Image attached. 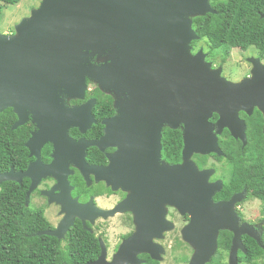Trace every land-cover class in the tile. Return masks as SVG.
Masks as SVG:
<instances>
[{
  "label": "water",
  "instance_id": "obj_1",
  "mask_svg": "<svg viewBox=\"0 0 264 264\" xmlns=\"http://www.w3.org/2000/svg\"><path fill=\"white\" fill-rule=\"evenodd\" d=\"M215 13L211 0H41L37 9L14 26L12 34L0 33V113L12 109L16 114L12 130L30 116L38 131L26 147L37 151L46 142L54 143L57 159L62 161L60 169H66L65 158L73 150L75 166L88 185V174L100 170L103 176L97 180L114 191L121 188L124 176L139 180L140 171L121 167L123 157L139 161L144 143L157 161L163 126L183 127V163L169 167L168 172L186 171L185 186L176 179L175 186L166 187L164 193L160 190L159 198L160 206L167 204L190 218L181 231L182 240L193 249L189 264L211 261L220 231L233 234L228 264H238V252H245L244 234L264 250L262 232L246 224L238 226L235 197L228 202L213 201L222 186L220 181L208 183L213 170H199L192 161L185 166L194 154L223 156L218 136L224 129L243 149L246 126L239 112L250 116L256 108L264 121V63L259 58L247 59L249 77L232 82L222 76V67L213 68L206 61L202 47L192 52V42L199 40L192 20ZM260 18L264 19V13ZM88 81L113 96L116 115L102 122L104 135L99 141L81 140L74 145L68 140V130L77 128L84 134L95 123L91 111L96 100L68 108L64 99L84 101ZM214 114L218 118L212 123ZM124 143L137 144L135 151L126 153ZM91 146L116 149L109 166L93 169L87 165L84 151ZM35 166L21 176H30ZM56 169L55 163L38 173L51 174ZM61 179L64 217L54 231L38 235L62 239L75 219L91 232L87 222L123 212L121 203L105 211L91 200L86 204L71 200L65 191L66 173ZM14 180L20 181L11 170L0 174V185ZM152 250L137 229L120 244L110 262L101 244L97 260L86 264H139L137 255Z\"/></svg>",
  "mask_w": 264,
  "mask_h": 264
},
{
  "label": "flooded vegetation",
  "instance_id": "obj_2",
  "mask_svg": "<svg viewBox=\"0 0 264 264\" xmlns=\"http://www.w3.org/2000/svg\"><path fill=\"white\" fill-rule=\"evenodd\" d=\"M12 33L13 31L9 32L8 34ZM199 48L201 47L195 49L193 53H196ZM204 53L206 52L204 51ZM206 61L212 63L207 59V56ZM260 61L264 63V59L263 61L262 59H260ZM212 67L216 68L217 66L215 67L212 64ZM249 76L250 69L248 70L246 75L237 80L226 79L232 82H238ZM88 83L89 81L87 82L88 88L85 93L84 101H79L78 103L74 102L78 100L67 101V99L65 98L64 100L66 107H78L84 104L89 99H95L91 96V94H89V92H91V89L94 90V86L92 85L93 83ZM105 95H108L112 98V112L111 115L105 117L99 122L101 124L100 135H92L90 137L86 136V132L89 131L92 126L98 124L97 120L93 117V109L95 108L94 106L91 113L92 117L95 120V123L92 124L84 134H81L77 128H70L68 130V140L74 145L81 140L85 142H96L103 137L104 125H102V122L116 115L113 96L109 94ZM11 111L16 117V120L12 123L14 125V123L17 121V116L12 109ZM256 112L259 111L254 108L250 116L254 115ZM238 116L241 120L244 121L243 116L248 115L244 112H239ZM213 117H216V119L212 120ZM212 118L210 119V122L214 123L218 117L214 114ZM24 125H26L30 130L29 137L24 143L26 151L17 152L16 150L11 149V167H9L6 172H3L7 173L11 170L12 176L16 179H19L20 181H11V192L7 193V202L4 199L0 201V240L1 238H4L5 240L3 243L8 244L1 245L0 242V250L11 253V261L16 262L15 264H47L48 245H53L54 242L48 241L46 237L53 236L38 235V233L44 231H54L64 217L60 204L63 200V179H61V176L63 178V174L66 173L67 186L65 187V191L69 192L71 200H77V203L79 204H86L91 200L92 204L97 209L105 211L110 210L121 203L122 208L124 209L123 212L116 214L113 217L107 219L97 217L94 219L93 223H86L87 227L91 231L90 233H93L98 245V255L93 261L97 260V258L101 254V244H103L105 248V260L107 262H110L121 242L130 238L138 229L139 234H142V236L145 238L146 244L154 247V250H152L151 252H142L137 255L139 264H163V260L165 258L171 259L173 263H181L185 261V264L189 263L192 248L188 244L183 245V243L181 242L182 240H170L169 234L174 232L176 228L178 229L177 221L179 219L181 220L182 227H180L179 231H177L179 232L181 237L182 228L190 221V218L187 214L180 215L175 208L167 204L160 206L159 198L160 190L162 189L164 193L166 187L170 185L175 186L176 179L180 180L181 183H184V186L186 183V171H184L182 174L174 172L173 175H170V173L168 172L169 167L178 166L183 163V127L181 125H179L176 129H171L165 125L161 130V139L162 132L166 130L173 132L168 135L170 137H175L177 133L176 131L180 133L182 147L179 151V154L175 155L174 150L163 151L161 144L160 157L157 161H155L154 158H151L149 148L146 147V145L148 144L142 143V154L144 155L140 158L139 161L131 157H123L121 161V167L125 171H127V169L132 172L140 171L139 180H135L133 178L129 180L127 176H124V178L122 179L121 188L116 191L112 190L111 186H107L104 181L97 180L103 176L101 170L88 174V178L90 180L88 185L84 177L81 175L79 169L75 166L73 150L71 153L67 154L65 158L64 162L66 163V169L64 170L60 169L61 166H59V164L61 162L62 165V161H59L57 159L58 154L56 152L54 143L46 142L40 148H38L37 151H31L26 147V143L32 137L33 133L38 131V128L36 124L33 123L30 116L22 126ZM74 130H77L80 135H75ZM226 132H228V130L224 129L218 136V138L224 140L228 139V136L231 137L229 132L228 135L226 134ZM135 145L137 144L124 143V151H126V153L128 151L129 153H132L133 151H135ZM72 149L74 148L72 147ZM115 151L116 149L111 146H105L102 149L91 146L86 148L84 151V161L93 169L105 168L110 165V157H112ZM197 155L198 154H194L189 159H187L185 161V166L188 165V163L190 164L191 161L194 162L197 166ZM204 156H207L205 164L206 166L197 167L199 170H213L208 179V182L214 183L220 181L222 183L220 189L221 191L223 182L229 179V168L225 162L217 161V159L214 158L213 154ZM251 161H253L252 156L244 158V162L247 164ZM55 163L57 165V169L55 170V172L51 174L39 175L38 172L42 171L43 168L49 167L50 165ZM35 164V172L31 171L30 176H21V174L25 173L31 166ZM65 170L67 171L65 172ZM79 178L82 179L83 188L76 186V180ZM171 179L173 184H169ZM1 185L0 193L2 189ZM234 190L236 191H234L228 198L227 193L221 194L220 191L217 192L213 196V201L226 202L233 195H237L239 198L235 202L234 212L238 218V226L240 227L243 224H246L248 226L247 228H255L258 232H262V237L264 238V208L262 206V203L258 200L259 205L257 218L255 215V206L251 201V199H257L251 197L246 188H242V183H235ZM116 216L119 217V226L122 230L116 235V237H114L113 240H111L107 222L108 220ZM6 220L8 221V223H4ZM76 222H80V220L75 219L74 224ZM169 228H171V230H166ZM231 235L233 236L232 233ZM19 236H35L36 238L34 240L19 241L17 240V237ZM243 237L249 238V236L246 234L242 235V238ZM53 238L56 239L58 248L55 249V252H61L63 248V240L65 239V237L62 239H58L56 237ZM187 250L190 251V253L185 254V251ZM59 254L56 258V264H63L62 258H60ZM179 254L180 256H178ZM22 255L25 256L23 257ZM155 258H160L161 260H156Z\"/></svg>",
  "mask_w": 264,
  "mask_h": 264
},
{
  "label": "trees",
  "instance_id": "obj_3",
  "mask_svg": "<svg viewBox=\"0 0 264 264\" xmlns=\"http://www.w3.org/2000/svg\"><path fill=\"white\" fill-rule=\"evenodd\" d=\"M20 0H0V14L3 8L8 5H15ZM211 6L215 14H206L192 20V28L199 37L198 41L192 42L194 49L200 47V42L205 41L207 45V59L212 52L221 46L227 49H240L247 51L252 48L260 59H264V19L260 15L264 13V0H211ZM229 51L226 52V55ZM90 84V82L88 83ZM92 84V83H91ZM94 86L92 97L96 99L93 109V117L98 124L86 132V136H98L101 131L99 123L105 117L111 115L112 98L101 93L97 86ZM78 102L79 101H74ZM246 130L247 145L242 149L241 142L235 141L230 136L228 139H219L218 145L223 152V157L213 154L217 161H223L229 168V179L223 182L221 194L227 193V198L236 190L235 183H242L250 196L259 200L264 208V135L262 133L263 119L259 112L248 117L243 116ZM216 117H213L212 120ZM16 120L11 109L0 113V173L6 172L11 167V149L17 152L26 151L24 143L29 137V128L26 125L11 130L12 123ZM175 137H170L171 131L162 132L163 151L174 150L175 155L179 154L182 147L181 136L176 131ZM75 135H80L74 130ZM96 134V135H95ZM228 135V132H226ZM94 150V149H93ZM253 157V161L245 163L244 158ZM207 156L197 155L196 164L199 167L206 166ZM76 186L83 188L82 179L76 180ZM0 201L7 202V193L11 192V182L1 185ZM4 223H8L6 220ZM36 237L19 236L17 240L28 241ZM49 244L47 249V264H56L59 254L63 264H85L93 261L98 255L97 241L93 235L83 229L80 222H76L66 233L63 240L61 252H55L57 248L56 239L46 237ZM1 238V245H8ZM232 235L229 231H220L217 239V251L208 264H224L225 258L231 246ZM245 252H238V263L264 264V250L250 237H241ZM264 245V238H261ZM53 248V250H52ZM7 250V249H6ZM23 257L25 255H22ZM15 264L11 261V253L0 250V264Z\"/></svg>",
  "mask_w": 264,
  "mask_h": 264
},
{
  "label": "rangeland",
  "instance_id": "obj_4",
  "mask_svg": "<svg viewBox=\"0 0 264 264\" xmlns=\"http://www.w3.org/2000/svg\"><path fill=\"white\" fill-rule=\"evenodd\" d=\"M40 2H41V0H20L15 5H8L5 8H3V10L1 11V14H0V33L1 34H8L9 32L13 31L14 26L17 23H19L20 20H22L23 18L28 17L30 12L33 9H37L39 7ZM198 45H200V47H202L204 49V51L207 52V45H206L205 41L200 42ZM227 51H229V52L226 55ZM249 57H258V54L252 48L248 49L247 51H241L240 49H230L229 50L226 47L221 46L220 48H218L212 52V56L210 57L209 61H211L212 62L211 64H213L215 67L216 66L222 67V74L225 78L231 79V80H237V79L241 78L242 76L246 75L248 70L251 69V64L249 62H247V59ZM89 88H92V87H89ZM92 93H94L93 89H91V92H89V94H92ZM233 197H235L234 202H236L239 198L237 195H233L228 201H230ZM228 201H226V202H228ZM251 201L255 206V209H256L255 215L258 218V215H257L258 212L257 211H258L259 202H258V200H254V199H251ZM216 203H218V202H216ZM233 208H234V206H233ZM189 222L186 225H188ZM107 223H108L107 227L109 229V234L111 235V240H113L114 237H116V235L118 233H120V231L122 230L121 227L119 226V217L116 216V217L108 220ZM177 227H178V229L176 228V230L174 232L169 234L170 240H173V239H175L177 241L182 240V238H181L182 236L180 237V234L178 232L180 227H182L181 220H179V219L177 221ZM181 242L183 243V245L187 244L183 240ZM188 253H190V251H188V250L185 251V254H188ZM192 255H193V249L191 252V257H192ZM178 256H180V254ZM228 256L225 258V262H223L224 264H228V261H229ZM190 260H191V258H190ZM185 263H186V261L181 262V263H177V262L173 263L171 261V259H169V258H165L163 260V264H185ZM189 263H190V261H189ZM243 264H245V263H243Z\"/></svg>",
  "mask_w": 264,
  "mask_h": 264
}]
</instances>
